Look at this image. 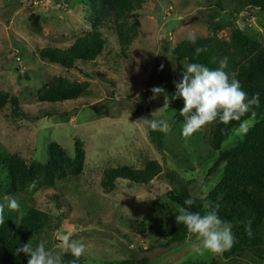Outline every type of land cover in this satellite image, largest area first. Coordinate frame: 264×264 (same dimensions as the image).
<instances>
[{
    "label": "rangeland",
    "instance_id": "obj_1",
    "mask_svg": "<svg viewBox=\"0 0 264 264\" xmlns=\"http://www.w3.org/2000/svg\"><path fill=\"white\" fill-rule=\"evenodd\" d=\"M92 14L90 0H0V90L17 97L26 114L16 116L10 104L0 110V157L19 155L27 163H44L52 143L74 157L75 140H81L86 150L83 174L41 188L32 194L34 202L29 195L7 191L0 163V203L5 196L20 203L19 212L6 208L5 216L19 223L20 213L33 205L48 213L49 223L30 238L32 246L43 241L46 249L63 256L66 252L57 246V237L71 233L86 246L85 264H118L143 257H149L150 264H264L249 252L230 258L210 251L198 254L200 240L195 234L170 248L160 246L178 214L168 196L171 186L165 174L177 172L191 182L194 196L204 198L222 179L224 165L209 172L217 154L208 156V126L190 137L170 136L164 150L150 141L149 127L137 122L142 117L164 120L171 128L176 112L171 87L182 79L186 65L175 60L173 51L189 33L227 41L240 28L264 43V12H238L231 5L221 10L206 0H147L134 12L140 21L139 35L127 57L112 27L106 26V49L95 62H79L68 70L41 58V49L68 48L89 31ZM55 76L90 82L89 92L77 100L40 103L39 91ZM153 87H162L164 93L150 100ZM254 123L248 120L243 125L249 129ZM244 133L238 127L221 150L233 147ZM149 160L163 168L155 181L138 185L119 179L113 192L103 191L107 168H143Z\"/></svg>",
    "mask_w": 264,
    "mask_h": 264
},
{
    "label": "trees",
    "instance_id": "obj_2",
    "mask_svg": "<svg viewBox=\"0 0 264 264\" xmlns=\"http://www.w3.org/2000/svg\"><path fill=\"white\" fill-rule=\"evenodd\" d=\"M146 1L90 0L93 11L90 30L78 37L68 48L49 46L41 49L39 52L41 58L68 70L75 68L79 62H95L106 49L107 41L103 32L106 26L112 27L121 52L127 57L126 52L139 35L140 21L134 12ZM206 2L221 10L231 5L238 12L246 9L264 12V0H206ZM196 47H206L207 50L196 55ZM173 56L178 62L200 63L210 70L219 69L220 62L227 58V67L223 70L229 74L230 79L232 73H235V78L249 98L254 93L260 94L259 105H254L239 121L233 120L225 125L217 120L205 125L209 127L208 156L212 158L217 154L209 172H215L224 165L222 179L207 196L204 198L194 196L190 191L191 182L175 171L167 172L165 178L171 186L168 196L177 208L187 207L184 200L193 198L195 203L191 210L203 214L204 200L219 203L218 214L222 220L231 222L236 238L234 246L223 252L225 258L249 252L264 262V43L238 28L231 33L227 41L212 36L197 38L196 43L192 44L185 39L174 48ZM89 88L90 82H72L63 76H55L39 91L38 101L57 104L77 100L86 96ZM176 91L174 84L171 87L172 98ZM173 100L176 112L171 120V128L166 133L152 131L149 128L150 141L164 150L168 148L170 136H181L184 122L180 115L184 101L179 97ZM7 104L12 106L13 114L16 116H26L20 111L19 99L0 90V110ZM248 120L255 123L245 131L243 138L230 149L221 150L222 143ZM0 163L6 172L7 191L29 195V201L34 202L32 194L41 188L54 187L57 182L79 178L85 169L86 150L81 140H75V155L70 157L61 145L52 143L49 146V158L44 163L38 161L27 163L19 155L7 154L0 157ZM162 173V166L155 160L147 161L143 168L128 165L110 167L104 171L101 186L104 192L111 193L116 189L119 179L141 185L150 183ZM33 184L35 186L30 187ZM4 219L5 223L0 225V264H27L29 257L23 253L15 255V250L46 227L50 220L49 214L33 205L24 212L19 223H15L5 214ZM249 220L252 221L251 238L245 232V224ZM191 235L183 224L176 223L166 230V240L160 243V246L170 248L174 244L184 243ZM61 258L65 264L74 259L71 253H66ZM150 263L149 257H143L140 260L126 259L118 264ZM77 264H85L83 255Z\"/></svg>",
    "mask_w": 264,
    "mask_h": 264
},
{
    "label": "clouds",
    "instance_id": "obj_3",
    "mask_svg": "<svg viewBox=\"0 0 264 264\" xmlns=\"http://www.w3.org/2000/svg\"><path fill=\"white\" fill-rule=\"evenodd\" d=\"M90 27V26H89ZM187 39L190 43H196V35L189 33ZM206 47H196L195 54L199 55L206 51ZM162 67V66H161ZM227 67V58L220 62L217 70H210L200 63H187L184 66L182 79L176 82V93L173 98H182L184 106L180 110V115L184 118L181 135L190 137L205 125L219 120L223 124H228L233 120L239 121L242 116L248 113L254 105H259L260 94L254 93L250 98L242 89L240 82L232 73L229 74L223 69ZM153 95L150 100H154L158 95L164 93L162 87H153L150 90ZM165 106H168V96L165 94ZM147 125L152 131L167 132L169 125L164 120H154L149 118H140L139 121ZM242 128L247 129L242 124ZM31 185L30 187H34ZM195 203L193 198L184 200L187 207H179L178 214L175 216V222L178 225L183 224L188 233L195 234L200 240V246L195 248L198 254L204 251L222 254L230 250L236 243V238L232 231V224L229 221L222 220L218 214L219 203L211 200H204L203 214L191 210ZM9 211H20L19 201L11 196H5L4 202L0 203V225L5 223V209ZM24 215L23 212L20 213ZM252 221L245 224V232L252 237ZM57 245L63 252H70L74 257L68 264H77L79 258L85 253L86 246L79 240L73 239L72 234H59ZM20 253L29 257L27 264H65L60 255H54L51 250L46 249L41 241L35 248L31 240L17 247L15 255Z\"/></svg>",
    "mask_w": 264,
    "mask_h": 264
},
{
    "label": "water",
    "instance_id": "obj_4",
    "mask_svg": "<svg viewBox=\"0 0 264 264\" xmlns=\"http://www.w3.org/2000/svg\"><path fill=\"white\" fill-rule=\"evenodd\" d=\"M155 180H156V179H153V180H151V182H152V181H155Z\"/></svg>",
    "mask_w": 264,
    "mask_h": 264
}]
</instances>
